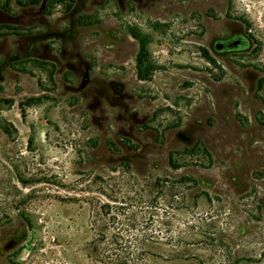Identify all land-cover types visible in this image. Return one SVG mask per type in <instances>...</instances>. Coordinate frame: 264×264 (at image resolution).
I'll return each mask as SVG.
<instances>
[{
  "label": "rangeland",
  "instance_id": "obj_1",
  "mask_svg": "<svg viewBox=\"0 0 264 264\" xmlns=\"http://www.w3.org/2000/svg\"><path fill=\"white\" fill-rule=\"evenodd\" d=\"M213 1L36 12L77 48L0 81V264H264V0H216L255 42L222 60Z\"/></svg>",
  "mask_w": 264,
  "mask_h": 264
},
{
  "label": "trees",
  "instance_id": "obj_2",
  "mask_svg": "<svg viewBox=\"0 0 264 264\" xmlns=\"http://www.w3.org/2000/svg\"><path fill=\"white\" fill-rule=\"evenodd\" d=\"M66 1L71 0H51L48 4H43V0H30L27 3H19L17 11H13L8 4L0 5V81H3L5 76L10 75L12 71L22 70L18 67L23 62H34L43 58L41 53L49 49L53 43H58V52L61 56L66 54L67 48H77L75 41L77 38L76 27L72 28L71 25L62 29H54L48 24L47 20L35 16L40 8L43 9L46 16H49L50 7ZM67 13L71 16L81 14L75 9H67ZM80 16H77L76 24L81 22ZM39 26L44 27L45 30L42 32L35 30ZM132 35L137 38L136 34L132 33ZM108 37L111 38V44H118L123 40V36L115 32ZM46 41L50 43H45ZM139 42L141 50L137 58V71L139 76L143 78L142 58L146 52L144 49L146 41L139 39ZM72 57V59L79 61L81 59L77 51L73 52ZM47 59L50 60V58ZM34 100L30 98L28 102L31 103ZM125 254L123 257L127 258L135 252L128 251Z\"/></svg>",
  "mask_w": 264,
  "mask_h": 264
},
{
  "label": "flooded vegetation",
  "instance_id": "obj_3",
  "mask_svg": "<svg viewBox=\"0 0 264 264\" xmlns=\"http://www.w3.org/2000/svg\"><path fill=\"white\" fill-rule=\"evenodd\" d=\"M211 7L216 12L213 17L212 34L209 42L212 56L217 60H222L248 54L252 45H255L251 35L244 31L243 26L234 24L229 20L227 13H225V4L220 5L215 0ZM252 78L255 81L257 77L253 76ZM252 89H256L254 84L250 85V91Z\"/></svg>",
  "mask_w": 264,
  "mask_h": 264
}]
</instances>
